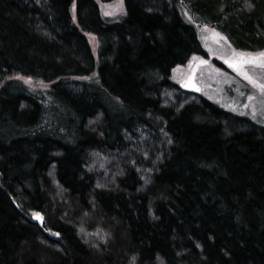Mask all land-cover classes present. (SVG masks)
<instances>
[{
  "label": "trees",
  "instance_id": "obj_1",
  "mask_svg": "<svg viewBox=\"0 0 264 264\" xmlns=\"http://www.w3.org/2000/svg\"><path fill=\"white\" fill-rule=\"evenodd\" d=\"M73 2L0 0V264H264V127L170 80L182 7L257 52L264 0Z\"/></svg>",
  "mask_w": 264,
  "mask_h": 264
},
{
  "label": "rangeland",
  "instance_id": "obj_2",
  "mask_svg": "<svg viewBox=\"0 0 264 264\" xmlns=\"http://www.w3.org/2000/svg\"><path fill=\"white\" fill-rule=\"evenodd\" d=\"M76 1L71 6V16L77 24ZM125 1L96 0L102 17L112 22L121 21L126 16ZM180 12L185 21L195 27L206 55H194L186 64L175 67L170 80L186 91L202 95L225 111L264 127V89L260 87L264 85V55H261L264 51L237 50L222 32L208 23L196 21L190 6L182 7ZM86 37L98 68L100 58L97 37L92 34H86ZM253 58L255 63L243 62ZM23 80L36 88L46 86L33 79ZM96 166L94 169H99Z\"/></svg>",
  "mask_w": 264,
  "mask_h": 264
},
{
  "label": "water",
  "instance_id": "obj_3",
  "mask_svg": "<svg viewBox=\"0 0 264 264\" xmlns=\"http://www.w3.org/2000/svg\"><path fill=\"white\" fill-rule=\"evenodd\" d=\"M40 218H37L36 214L32 216L31 218V221L33 223H37L39 225H42L43 224V219H42V216L39 214ZM53 238H56V237H53Z\"/></svg>",
  "mask_w": 264,
  "mask_h": 264
},
{
  "label": "snow or ice",
  "instance_id": "obj_4",
  "mask_svg": "<svg viewBox=\"0 0 264 264\" xmlns=\"http://www.w3.org/2000/svg\"><path fill=\"white\" fill-rule=\"evenodd\" d=\"M261 55H264V54H261ZM243 62H244V63H248V62L255 63L256 61H255V58H253L251 61H243ZM237 70L239 71L240 69L238 68ZM242 74H243V75H247L246 73H243V72H242ZM249 79H250V77H249ZM260 87H261L262 89H264V85H261ZM36 216H37V218H40L39 213H37ZM57 235H59V234L57 233Z\"/></svg>",
  "mask_w": 264,
  "mask_h": 264
}]
</instances>
